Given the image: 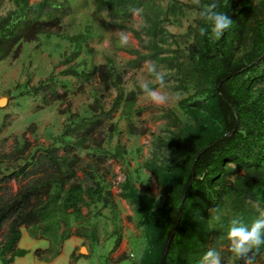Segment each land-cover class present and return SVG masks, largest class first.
Segmentation results:
<instances>
[{"label": "trees", "instance_id": "trees-1", "mask_svg": "<svg viewBox=\"0 0 264 264\" xmlns=\"http://www.w3.org/2000/svg\"><path fill=\"white\" fill-rule=\"evenodd\" d=\"M8 1L13 7L0 15V61L15 59L22 43L36 41L39 35L66 37L71 50L59 61L64 65L60 74L81 79V82L98 77L101 92L106 94L112 88L115 94L107 109L100 106V99L96 97L90 105L89 116L78 118L76 112L68 113V122L63 124L60 137L69 135L72 141H59L57 146L51 142L38 147L26 153L22 164H16L15 169L0 177V183L9 178L26 179L13 195L0 199L2 262L7 264L14 257L25 254L26 249L16 246L20 227L33 238L39 236L48 240L42 251H33L38 257L42 252L49 253L48 257L41 258L46 260L58 254L62 241L70 235H84L82 207L89 210L90 205L99 203L112 214L117 213L109 184L98 170L105 159L122 158L125 148L118 141L112 151L102 148L101 136L105 134V138L110 139L112 133L118 132L116 124L108 120L120 102L129 108L136 94L143 93L140 84L136 83L124 93L122 78L128 69L139 68L148 60L157 66V70L160 68L168 73L165 79L166 83L172 81V90L185 91L190 84L195 88L179 104L186 115L193 117L197 131L194 139L184 131L180 140L183 142L178 145L179 159L161 175L166 182L163 210L159 214L151 213L158 219L160 230L152 264H182L184 256L190 258L191 264H200L210 248L220 253L221 264H237L228 250L227 232L231 219L240 217L250 224L264 211V0H201L199 7L191 0H164V3L162 0H90L95 12L105 15L107 26L131 32L139 48L118 46L132 57L116 67L112 57L105 56L104 62L91 66L87 72L76 68L79 65L83 68L85 60L82 58L77 62L75 59L82 44L85 52L92 53L88 43L92 31L73 35L59 31L67 13L64 1ZM2 2L0 0V7ZM212 2L218 5L217 11L226 13L233 21L218 41L200 35L204 21L198 15L182 35H175L165 27L173 19L183 16L185 10L199 13ZM133 13H139L145 22L141 30L124 24ZM205 70L210 72V89L204 87L202 73ZM148 78L154 80L150 74ZM151 86L158 85L153 83ZM32 88L33 92L39 91L44 97L48 93L54 99L63 98L66 93L63 88L58 93L53 85L43 81H38ZM208 100L217 114V128L204 125V119L196 109L189 108L190 105L208 103ZM126 122L130 134L144 133V130L138 132L127 118ZM105 124L108 129L104 133L102 126ZM157 142V145L162 143ZM27 144V141L15 142L12 151L1 157L20 155ZM91 146L93 149L87 154L92 163L82 165L74 151L76 148L88 151ZM78 170L82 171V178L76 175ZM125 175L118 184L120 196L129 189L136 193L130 184L132 177ZM204 190L210 192L211 202L193 215L198 210V197ZM139 200L135 201L137 206L145 199L141 196ZM222 210L225 212L219 213ZM218 213L221 216L219 222L215 220ZM192 216L198 222L191 231L192 240L188 241L184 227ZM69 220L75 224L71 232ZM3 224H6L4 233L1 232ZM61 226L65 228L59 231ZM114 232H118L117 227ZM118 242L119 236H116L112 248ZM262 256L264 246H261L258 264H264V261L259 262Z\"/></svg>", "mask_w": 264, "mask_h": 264}, {"label": "rangeland", "instance_id": "rangeland-1", "mask_svg": "<svg viewBox=\"0 0 264 264\" xmlns=\"http://www.w3.org/2000/svg\"><path fill=\"white\" fill-rule=\"evenodd\" d=\"M34 1L37 0H29V2ZM58 1H64V6L67 8L59 29L61 33L73 35L92 31V38L88 42L92 53L85 52L82 44L81 51L75 59L77 62L82 58L85 60L83 68L81 65L76 66L80 69L79 71H89L91 66L104 62L105 56H111L116 67H120L126 59L132 57L124 49L120 50L118 47L121 46V34L129 36V43L121 46L122 48H139L131 32L107 26L105 15L95 12L90 0ZM12 7L10 1L3 0L0 15ZM197 15L198 13L194 10H185L183 16L176 20L173 19L165 24V27L175 35H182L186 26L193 24V19ZM124 24L141 30L145 22L139 13H133L131 19L125 21ZM70 50L71 45L66 37L63 39L51 35L45 38L39 35L36 41L22 43L20 53L15 59L4 58L0 61V99H2L0 105V177L15 169L16 164H22L26 153L38 147L47 146L51 142H55L53 144L57 146L59 141H72L73 138L69 135L60 137L63 124L68 122L69 112H76L78 118L89 116L91 114L90 105H93L92 101L96 97H99L102 108L109 107L115 91L110 88L109 92L103 94L98 77L81 82V79L60 74L59 71L64 68V65H60L59 61ZM148 62L145 60L139 68L127 70L121 85L124 93L132 89L134 83L141 84L153 80V78H148L149 73L146 70ZM158 71L164 70L159 68ZM202 77L204 87L210 89L212 87L210 72L203 71ZM38 81L53 85L58 93H60V88H63L66 93L63 98L54 99L49 97L48 93L44 97L39 91L33 92L32 87L36 86ZM171 83V80L168 81V87L165 89L170 94L178 93L185 97L195 89L190 84L185 91L172 90ZM189 108L196 109V113L204 119L203 124L207 127H218L217 114L209 100L208 103L190 105ZM61 109L67 111L61 112ZM126 118L138 132L144 130V133L130 134L126 130ZM108 121L116 124L118 132L112 133L110 139L105 138V134L101 136V147L112 151L115 142L118 141L124 146L125 153L122 155V162L108 160L110 158L105 159L98 173L109 184L117 213L112 214L108 208H102L99 203L90 205L89 210L82 207L81 213L85 215L84 235L81 237L70 235V238L63 240L58 254L52 257L53 259L41 260L43 257H48L49 253L42 252L39 257L33 253L36 248L42 251L44 247H47L48 240L39 236L33 238L23 227H20V237L16 246L26 249V252L14 257L13 261L7 264L13 262L14 264H152L160 239V230L158 219L151 213L159 214L163 210L166 182L161 175L166 170H170L179 159L178 145L183 142L180 140L183 138L184 131H187L193 139L197 136L194 119L183 112L179 102L156 107L147 100L144 94H136L134 103L129 108L124 107V102H120ZM102 127L105 133L108 129L107 124ZM158 140L162 142L159 145H157ZM25 141L28 144L22 154L1 157L2 154H9L12 151L15 142ZM91 149H93L92 146L88 151L80 148L74 151L80 157L82 165L92 163L91 156L87 154ZM58 153L61 154L62 150L59 149ZM125 172L132 177L130 184L135 187L136 193L129 189L124 193L125 195L120 196L118 184L126 176ZM76 175L79 178L83 177L80 170L76 172ZM25 181L26 179L9 178L1 182L0 199L13 195L19 185ZM141 196L145 200L138 202L139 206H137L135 201L137 202V198L140 201ZM198 199V210L193 215L198 214L205 205L211 202V194L204 190ZM224 212L222 210L219 213ZM69 221L71 232L75 224ZM197 222L195 216L188 218L184 227L185 240H192L191 231ZM115 227L118 232H114ZM62 228L65 227L61 226L59 231ZM5 230L6 224H3L1 232L4 233ZM116 236H119V242L116 247L112 248ZM72 240L75 244L73 248ZM7 256L5 254V257ZM263 261L264 256L259 259V262ZM184 263L191 264L190 258L184 256L182 264ZM0 264H4L1 259Z\"/></svg>", "mask_w": 264, "mask_h": 264}, {"label": "clouds", "instance_id": "clouds-1", "mask_svg": "<svg viewBox=\"0 0 264 264\" xmlns=\"http://www.w3.org/2000/svg\"><path fill=\"white\" fill-rule=\"evenodd\" d=\"M193 5L200 6L201 0H191ZM218 5L212 2L201 8L198 16L204 21V26L200 27V35H207L210 40L218 41L222 38L227 29L230 28L233 21L223 12L217 11ZM129 43V36L121 34L120 44L126 46ZM147 72L154 77L152 81H145L140 84L144 96L156 107L167 106L178 103L183 96L181 94H170L165 89L168 87L165 77L167 72L158 71L154 63H146ZM155 83L157 87H152ZM220 214L215 216L219 222ZM227 239L230 241L229 251L237 264L243 261V264H258V257L261 246H264V211L250 224L245 223L242 218L234 217L230 221L227 232ZM200 264H221L220 253L215 249H209L201 258Z\"/></svg>", "mask_w": 264, "mask_h": 264}, {"label": "crops", "instance_id": "crops-1", "mask_svg": "<svg viewBox=\"0 0 264 264\" xmlns=\"http://www.w3.org/2000/svg\"><path fill=\"white\" fill-rule=\"evenodd\" d=\"M124 49H126V48L124 47ZM130 58H131V57H130ZM142 94H143V93H142ZM108 160H113V159L110 158V159H108ZM113 161L122 162V161H123V158H120V159H117V160H113ZM135 170H136L135 167H133V171H135ZM122 171H124V169H123ZM125 174H126V172H125ZM119 189H120V188H119ZM119 191H120V190H119ZM76 237H78V236H76ZM69 238H70V237H69ZM67 239H68V238H67ZM71 244H72V248H73V247L75 246L73 240L71 241ZM44 248H46V247H44ZM44 248H43V249H44ZM36 249H39V248H36ZM70 254H72V253L70 252ZM70 254H69V255H70ZM52 259H53V258H52ZM52 259H51V260H52ZM51 260H50V261H51ZM13 263H15V262H13ZM71 263H73V262H71Z\"/></svg>", "mask_w": 264, "mask_h": 264}, {"label": "water", "instance_id": "water-1", "mask_svg": "<svg viewBox=\"0 0 264 264\" xmlns=\"http://www.w3.org/2000/svg\"><path fill=\"white\" fill-rule=\"evenodd\" d=\"M1 103H2V99H0V105H1ZM79 251H81V250H79Z\"/></svg>", "mask_w": 264, "mask_h": 264}]
</instances>
